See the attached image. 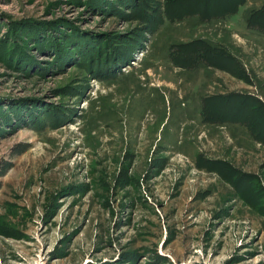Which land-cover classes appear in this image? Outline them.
I'll use <instances>...</instances> for the list:
<instances>
[{
	"label": "rangeland",
	"instance_id": "374dc122",
	"mask_svg": "<svg viewBox=\"0 0 264 264\" xmlns=\"http://www.w3.org/2000/svg\"><path fill=\"white\" fill-rule=\"evenodd\" d=\"M0 264H264V0H0Z\"/></svg>",
	"mask_w": 264,
	"mask_h": 264
},
{
	"label": "trees",
	"instance_id": "16d2710c",
	"mask_svg": "<svg viewBox=\"0 0 264 264\" xmlns=\"http://www.w3.org/2000/svg\"><path fill=\"white\" fill-rule=\"evenodd\" d=\"M97 51V50H96Z\"/></svg>",
	"mask_w": 264,
	"mask_h": 264
}]
</instances>
